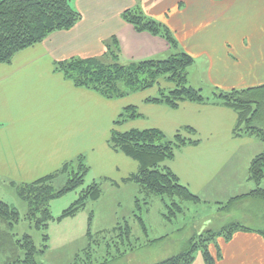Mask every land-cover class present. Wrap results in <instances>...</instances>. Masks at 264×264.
Here are the masks:
<instances>
[{"label": "crops", "instance_id": "crops-1", "mask_svg": "<svg viewBox=\"0 0 264 264\" xmlns=\"http://www.w3.org/2000/svg\"><path fill=\"white\" fill-rule=\"evenodd\" d=\"M237 3L73 0L81 17L71 29L52 32L42 42L17 52L10 62L0 63V182H31L84 154L92 180L107 178L103 185L112 189L135 187L123 178L137 170V162L107 143L118 113L124 106L135 105L141 116L116 125L117 130L158 128L171 138L177 129L193 127L195 133L189 136L199 141L177 148L164 165L200 196L199 203L216 206L214 217L219 214V226L237 221L264 231L263 199L242 197L231 201L225 210L219 209L254 187L247 178L248 165L262 148L253 137L232 134L234 110L190 101L179 102L176 107L147 102L146 97L154 96L148 92L152 88L108 99L74 86L53 70L55 60L101 55L104 41L111 36L117 39L122 61L164 58L172 53L162 37L138 32L122 20L124 9L138 5L144 14L171 28L177 51L194 58L187 76L197 60L205 61L199 76L212 90L211 95L262 84L264 0H245L239 4L242 6ZM240 12L246 21H228ZM225 218L230 221H223ZM212 221L207 218L192 228L219 227ZM218 245L221 256L216 264H264V235L258 231L236 230L229 240L218 239Z\"/></svg>", "mask_w": 264, "mask_h": 264}, {"label": "trees", "instance_id": "trees-1", "mask_svg": "<svg viewBox=\"0 0 264 264\" xmlns=\"http://www.w3.org/2000/svg\"><path fill=\"white\" fill-rule=\"evenodd\" d=\"M135 1L138 3L140 0ZM72 3L73 0H0V63L10 62L17 52L42 42L52 32L71 29L81 17ZM121 18L138 32L162 37L173 50L172 53L164 58L122 61L119 58L117 39L111 36L104 41L105 50L101 55L55 60L53 70L61 73L74 86L93 90L108 99L151 88L163 75L173 83V87L167 90L158 87L157 94L146 97L145 101L164 103L170 107H176L182 101H190L231 108L236 113L232 134L253 137L261 143L262 148L248 165L247 178L254 187L248 193L231 198L219 209L225 210L231 201L242 197L264 200V186L261 185L264 179V83L204 96L200 88L189 85L187 81V69L194 58L176 50V38L166 23L144 14L138 5L124 9ZM139 116L141 114L135 105L124 106L113 121L107 143L112 150L125 154L138 164L137 170L123 178V181L137 184L138 192L145 196H159L168 213L175 217L183 212L185 203H199L202 199L183 185L169 167L161 163L172 159L177 148L195 144L199 140L189 136L195 133L191 126L177 129L171 138H167L158 128H131L124 131L115 128L116 125ZM88 171L85 155L79 154L64 162L54 172L34 181L8 183L26 203L25 218L33 221L36 228L45 230L49 220L53 218L49 210L51 199L80 188L76 199L58 216L62 218L75 214L85 207L87 201L98 200L101 196L104 180L107 178L92 180L82 187ZM61 176L65 177V181L62 186L56 187L54 182ZM138 201L135 197L137 207ZM91 215L92 213L88 220ZM136 218L146 233L143 218L140 215H136ZM18 220V212L0 197V264H38L35 255L46 250L48 235L43 233L44 243L41 249H37L28 233L17 236L11 231ZM130 229L128 224L124 227L117 224L113 228L112 232L118 241H113L116 253L110 255L109 259L133 252L139 246L135 236V242H131ZM236 230H253L264 235V231L240 222H228L214 229L194 231L183 250L154 264H191L196 251H200L203 264H216L221 256L218 239L229 240ZM87 233L90 235L89 228ZM152 241L155 240L149 242Z\"/></svg>", "mask_w": 264, "mask_h": 264}, {"label": "rangeland", "instance_id": "rangeland-1", "mask_svg": "<svg viewBox=\"0 0 264 264\" xmlns=\"http://www.w3.org/2000/svg\"><path fill=\"white\" fill-rule=\"evenodd\" d=\"M243 1L245 0H237L236 6ZM247 15L249 16V14ZM234 20L246 21L247 19L246 15L240 12L237 16L233 14L232 17H228V21ZM205 67L204 60H197L193 64L191 73L187 76V81L195 88L202 85L200 89L203 95L211 96L212 90H209V87L201 82L203 78L199 76ZM188 69L190 70V67ZM158 87L167 90L173 87V83L162 75L151 87L152 89L148 88L150 89L148 92L156 95L157 91L155 90ZM164 162L161 165H164ZM91 180L92 176L87 174L82 187L89 184ZM64 181L65 177H58L54 185L60 187ZM133 184L135 187L127 185L122 189H112L103 185L99 200L87 201L83 209L62 218H58V216L76 199L80 188L51 199L49 210L53 218L49 220L45 230L36 228L33 221L25 218L26 203L18 197L13 187L0 182V197L18 212L19 220L12 227L13 233L17 236L28 233L37 249H41L44 243L43 233L48 235V240L45 242L46 250L37 252L35 255L38 264H154L183 250L188 238L195 231L192 228L195 224L204 222L207 218L213 220L214 224L219 222V214L214 217L216 213L214 204L187 202L184 204L183 212L173 217L168 213L159 196H145L138 192V185ZM261 185H264V180L261 181ZM135 197L139 200V207L136 206ZM90 213H92L91 219L88 220ZM136 215L143 218L146 233L140 227ZM234 217L236 216L234 215ZM227 220L230 221L228 218L223 221ZM117 224L122 227L128 224L132 233L130 240L134 243L136 237L139 246L133 252L129 251L119 257L109 259L110 255L116 253L113 241L118 240L115 239L112 230ZM88 228L90 235L87 233ZM115 233L117 234V231ZM150 240L155 241L149 242ZM119 248L122 249L121 246ZM191 264H203L200 251L194 253Z\"/></svg>", "mask_w": 264, "mask_h": 264}]
</instances>
